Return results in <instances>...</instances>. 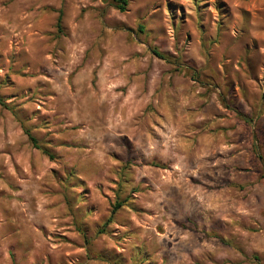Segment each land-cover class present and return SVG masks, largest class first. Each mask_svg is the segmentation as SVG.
I'll use <instances>...</instances> for the list:
<instances>
[{"label":"rangeland","instance_id":"rangeland-1","mask_svg":"<svg viewBox=\"0 0 264 264\" xmlns=\"http://www.w3.org/2000/svg\"><path fill=\"white\" fill-rule=\"evenodd\" d=\"M0 98V264H264V0H0Z\"/></svg>","mask_w":264,"mask_h":264},{"label":"trees","instance_id":"trees-1","mask_svg":"<svg viewBox=\"0 0 264 264\" xmlns=\"http://www.w3.org/2000/svg\"><path fill=\"white\" fill-rule=\"evenodd\" d=\"M113 3H114V8L119 11V12H124L125 11V7L127 6V0H111ZM60 24H61V13L58 15V18H57V23H56V28L59 29L60 28ZM140 32H142V27H138ZM152 53L162 59V60H165V56L163 54H161L160 52H157L156 50H152ZM0 106L3 107V108H6L7 106L5 105L4 101L0 98ZM24 133L25 135L28 137V140L30 141V143L32 144V146L35 148V149H38V150H41L44 154H46L48 157H51V155L47 152V150L45 149H42L40 148L38 145H37V141L36 139L30 134L29 131L25 130L24 129ZM117 206L119 207L120 205L117 204Z\"/></svg>","mask_w":264,"mask_h":264}]
</instances>
